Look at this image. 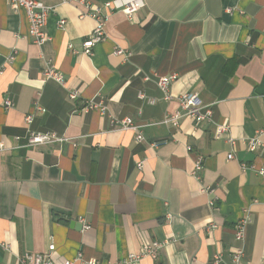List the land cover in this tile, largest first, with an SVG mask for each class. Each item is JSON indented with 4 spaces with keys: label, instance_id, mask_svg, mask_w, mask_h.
Wrapping results in <instances>:
<instances>
[{
    "label": "crops",
    "instance_id": "obj_1",
    "mask_svg": "<svg viewBox=\"0 0 264 264\" xmlns=\"http://www.w3.org/2000/svg\"><path fill=\"white\" fill-rule=\"evenodd\" d=\"M39 1L52 7L40 45L24 13L0 0V263L53 244L55 264L79 251L105 264L166 241L156 258L130 264H213L217 253L231 264L237 247L245 262L264 264V0H142L131 17L110 13L91 56L82 52L94 27L79 18L86 9ZM46 67L65 85L44 79ZM165 75H175L169 100L156 84ZM183 93L209 106L211 121L165 123ZM89 99L104 110L83 112ZM218 124L228 127L221 137ZM29 132L63 140L29 146Z\"/></svg>",
    "mask_w": 264,
    "mask_h": 264
},
{
    "label": "built area",
    "instance_id": "obj_2",
    "mask_svg": "<svg viewBox=\"0 0 264 264\" xmlns=\"http://www.w3.org/2000/svg\"><path fill=\"white\" fill-rule=\"evenodd\" d=\"M73 1L82 5L86 11H83L79 14V18L84 16H90L94 20V27L87 39L82 42V52L87 56L93 54V47L104 40L106 36L105 24L110 15L114 10L123 11L127 17H131L134 12L139 8L143 7L144 3L142 0H111L106 1L100 5H94L88 0H61V3H66ZM8 5L13 10L14 13L23 12L27 20L28 25V37L35 44L40 45L43 41L48 38V35L45 31V25L47 23L48 14L51 12L52 7L45 5L39 0H7ZM65 23L64 19H59L57 25L62 27ZM72 52H76L70 46ZM114 53L124 54L123 49H115ZM128 55V53H127ZM42 76L44 79H52L61 85H65V80L63 75L54 69L53 67H46L42 71ZM175 75H165L159 76L156 80V84L160 91L163 94L165 100L171 99V94L169 93L170 82L174 79ZM147 79V77H145ZM79 97V92L77 90H70L68 92V98L74 100ZM140 98H145L143 93H139ZM149 102H153V99H147ZM178 101L180 105V110L170 113L164 119L165 123H170L174 127L179 125V120L181 118H189L194 121L195 124H199L204 121H211L212 110L209 106L201 104L197 95L195 93H183L178 96ZM4 107L9 108L11 102L8 99H5ZM92 109H98L100 112L104 110V106L100 103H95L91 99L85 101V105L82 107L83 112H87ZM26 122L31 121V116H26ZM122 125V130L130 129L136 132V140H143V135L139 131V127L132 124V121L129 118H122L119 120ZM226 124H218L215 128V137H221L224 133L227 132ZM225 139L233 143V139L229 136H226ZM63 140L60 137H57L55 133L46 132V133H35L29 132L27 136V145H37L46 142L61 141ZM157 143H153L155 146ZM257 142L255 140L248 141L246 148L249 151H255ZM4 149L2 143H0V150ZM227 158H233L232 153L227 154ZM138 166H141V163H138ZM245 166V165H242ZM202 168L201 159H198L196 163L195 170L198 171ZM202 192L212 193L213 190L206 186L202 187ZM212 202L210 201V204ZM244 220H240L236 223L234 230V238L236 241H242L244 237ZM88 228L87 225L84 226ZM166 243V241H150L142 248L134 253H129L125 258L117 260L115 262H107L105 264H130L131 262L141 258V257H150L152 259L156 258L158 250ZM0 247H4L0 243ZM54 249V245L51 244L48 247L47 253H25L22 256L17 258L16 264H55L50 256V251ZM243 249L237 247L233 250L231 254V264H250L245 262L243 259ZM221 261V254L217 253L212 259L213 264H218ZM77 262L78 264H102L95 258H85L84 255L79 251L76 253L73 259H66L62 264H73ZM1 264V263H0Z\"/></svg>",
    "mask_w": 264,
    "mask_h": 264
},
{
    "label": "water",
    "instance_id": "obj_3",
    "mask_svg": "<svg viewBox=\"0 0 264 264\" xmlns=\"http://www.w3.org/2000/svg\"><path fill=\"white\" fill-rule=\"evenodd\" d=\"M77 228H81L82 227V224L76 222V221H73V223Z\"/></svg>",
    "mask_w": 264,
    "mask_h": 264
}]
</instances>
